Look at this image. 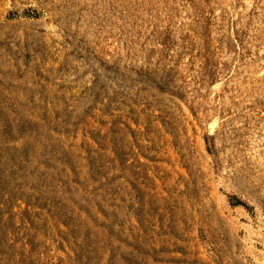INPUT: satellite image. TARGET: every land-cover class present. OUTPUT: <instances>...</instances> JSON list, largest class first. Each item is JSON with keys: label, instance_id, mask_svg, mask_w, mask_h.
I'll use <instances>...</instances> for the list:
<instances>
[{"label": "rangeland", "instance_id": "obj_1", "mask_svg": "<svg viewBox=\"0 0 264 264\" xmlns=\"http://www.w3.org/2000/svg\"><path fill=\"white\" fill-rule=\"evenodd\" d=\"M0 264H264V0H0Z\"/></svg>", "mask_w": 264, "mask_h": 264}]
</instances>
